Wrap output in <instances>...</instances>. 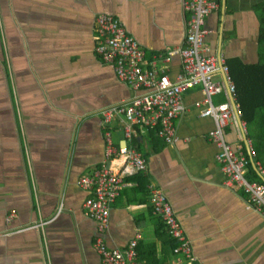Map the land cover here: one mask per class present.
I'll list each match as a JSON object with an SVG mask.
<instances>
[{
	"label": "crops",
	"instance_id": "obj_1",
	"mask_svg": "<svg viewBox=\"0 0 264 264\" xmlns=\"http://www.w3.org/2000/svg\"><path fill=\"white\" fill-rule=\"evenodd\" d=\"M184 1L0 0V264H103L98 224L85 212L89 192L79 180L105 167L126 171L124 158L107 156L103 112L146 90L120 80L102 61L94 21L99 14L119 18L144 47L146 63L155 59L175 79L189 17ZM218 1L206 18V55L258 62L264 0ZM224 76L216 73L217 80ZM183 97L186 111L171 143L149 130L129 138L124 116L107 124L115 145H134L147 169L126 176L105 241L124 249L138 234L145 264H189L165 245L167 234H158L154 185L167 195L202 264H264V212L227 184L210 139L215 122L195 108L205 99L203 86ZM228 100L226 93L215 97L216 104ZM227 135L247 148L235 126Z\"/></svg>",
	"mask_w": 264,
	"mask_h": 264
},
{
	"label": "built area",
	"instance_id": "obj_2",
	"mask_svg": "<svg viewBox=\"0 0 264 264\" xmlns=\"http://www.w3.org/2000/svg\"><path fill=\"white\" fill-rule=\"evenodd\" d=\"M219 7L218 0H185L184 9L189 13L186 25L185 46L178 52L181 58V70L172 79L164 67H157L155 59L146 63V51L142 45L126 30L123 22L111 14H99L94 21L96 50L106 64L114 67L117 77L134 89H145V93L131 101L111 106L104 110L103 121L107 127V156L125 159L124 173L105 167L93 174L83 175L79 185L89 192L85 202V212L98 224L99 234L96 247L103 264H145L139 258L140 235L130 241L124 249H112L106 243L104 235L110 226L112 205L122 195L127 185L126 176L147 169L142 153L133 145L117 147L113 141L110 126L114 117H125V131L129 138L136 129L155 130L167 143L175 140V121L186 111L183 94L187 90L203 86L204 101L195 103V108L203 118H211L215 129L210 139L220 149L217 159L227 174V184L245 191L249 205L264 212V167L256 160V154L248 139L247 157L241 143L234 145L227 130L235 126L241 141L247 136V125L237 100V85L230 74V68L224 57L206 55L205 37L208 33L206 18ZM175 54L169 52L164 61ZM223 71L224 80H217L216 73ZM226 93L229 100L216 104L215 97ZM240 141V142H241ZM250 148V150H248ZM256 170L261 180L248 178L249 165ZM150 203L153 213L164 223L168 235L178 242L174 254L189 264H202L194 256L190 240L174 208L164 191L154 185L149 186ZM61 204L60 209H62Z\"/></svg>",
	"mask_w": 264,
	"mask_h": 264
},
{
	"label": "trees",
	"instance_id": "obj_3",
	"mask_svg": "<svg viewBox=\"0 0 264 264\" xmlns=\"http://www.w3.org/2000/svg\"><path fill=\"white\" fill-rule=\"evenodd\" d=\"M259 14L261 16L260 60L255 63H247L239 57H233L227 59V64L230 68V74L237 85V100L243 112V119L246 121L247 137L256 154V160L260 161L264 167V4L261 6ZM149 132L159 139L160 136L158 137L157 131L150 130ZM135 142L138 144L139 139L136 138ZM242 144L245 155L249 157L243 142ZM248 178L250 180H261L251 164L249 165ZM162 231L165 235H168L163 222H161V230L158 231V234L164 235ZM165 245L171 247L172 251H174L178 242L169 236ZM156 262L163 264L160 261Z\"/></svg>",
	"mask_w": 264,
	"mask_h": 264
},
{
	"label": "water",
	"instance_id": "obj_4",
	"mask_svg": "<svg viewBox=\"0 0 264 264\" xmlns=\"http://www.w3.org/2000/svg\"><path fill=\"white\" fill-rule=\"evenodd\" d=\"M244 142H245L246 146H248V137L247 136H245ZM248 150H250V148H248Z\"/></svg>",
	"mask_w": 264,
	"mask_h": 264
}]
</instances>
